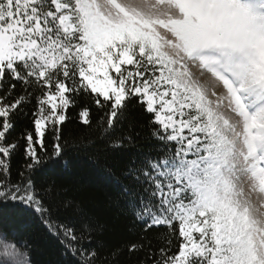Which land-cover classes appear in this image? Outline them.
I'll return each mask as SVG.
<instances>
[{"label":"snow or ice","instance_id":"1","mask_svg":"<svg viewBox=\"0 0 264 264\" xmlns=\"http://www.w3.org/2000/svg\"><path fill=\"white\" fill-rule=\"evenodd\" d=\"M84 96L110 147L148 129L152 151L124 171L139 186L124 193L142 225L128 246L145 251L140 264H264V0H0V202L39 214L77 264H97L84 243L104 225L54 220L52 189L34 182L62 155L60 126ZM25 109L34 131L22 145L10 130ZM153 229L165 230L155 251ZM0 264H32L28 244L0 240Z\"/></svg>","mask_w":264,"mask_h":264},{"label":"trees","instance_id":"2","mask_svg":"<svg viewBox=\"0 0 264 264\" xmlns=\"http://www.w3.org/2000/svg\"><path fill=\"white\" fill-rule=\"evenodd\" d=\"M84 109L89 113L88 124L80 116ZM25 111L27 115L14 117V128L10 130V139L19 138L22 145L26 132L34 131L31 111ZM66 115L68 120L60 126L63 153L47 159L39 168L34 175L35 186L37 190L52 189L47 203L51 205L54 220L77 230L86 220L104 225L103 232L92 233L91 242L84 243L86 248L98 251L97 264H140L146 259L145 251L130 252L128 246L139 242L142 225L134 222L130 198L124 193L126 187L139 192V186L131 177H126L124 171L131 159L143 158L152 151V142L144 139L148 129L137 127L141 136L133 145L125 142L121 148H112L110 138H101L98 121L103 113L97 112L91 97H82L79 106H70ZM131 115L138 125H146L148 117L139 109ZM124 131H127V125ZM121 134L118 129L111 135ZM45 143L51 157L50 140ZM26 161L22 147L10 160L13 181L19 179ZM66 201H72L71 206L65 207ZM6 226L10 229L8 233H5ZM164 231L153 229L147 233L152 237L154 251L163 243L157 233ZM0 240L26 242L32 264H77V258L65 251L60 238L48 231L39 214L22 204L0 202ZM116 250L119 254L111 256L110 253Z\"/></svg>","mask_w":264,"mask_h":264}]
</instances>
